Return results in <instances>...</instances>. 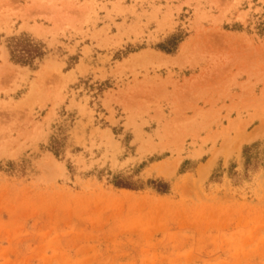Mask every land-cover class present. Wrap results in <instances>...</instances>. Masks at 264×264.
<instances>
[{"label": "rangeland", "instance_id": "obj_1", "mask_svg": "<svg viewBox=\"0 0 264 264\" xmlns=\"http://www.w3.org/2000/svg\"><path fill=\"white\" fill-rule=\"evenodd\" d=\"M0 264H264V0H0Z\"/></svg>", "mask_w": 264, "mask_h": 264}, {"label": "trees", "instance_id": "obj_2", "mask_svg": "<svg viewBox=\"0 0 264 264\" xmlns=\"http://www.w3.org/2000/svg\"><path fill=\"white\" fill-rule=\"evenodd\" d=\"M247 154V153H246Z\"/></svg>", "mask_w": 264, "mask_h": 264}]
</instances>
